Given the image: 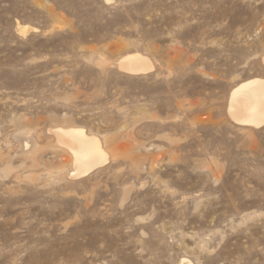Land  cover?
<instances>
[{
    "label": "rangeland",
    "instance_id": "rangeland-1",
    "mask_svg": "<svg viewBox=\"0 0 264 264\" xmlns=\"http://www.w3.org/2000/svg\"><path fill=\"white\" fill-rule=\"evenodd\" d=\"M263 59L264 0H0V264H264V125L228 113ZM58 126L105 163L70 177Z\"/></svg>",
    "mask_w": 264,
    "mask_h": 264
},
{
    "label": "bare ground",
    "instance_id": "bare-ground-1",
    "mask_svg": "<svg viewBox=\"0 0 264 264\" xmlns=\"http://www.w3.org/2000/svg\"><path fill=\"white\" fill-rule=\"evenodd\" d=\"M118 66L130 74H144L150 71L152 63L147 56L134 51L121 56ZM228 113L236 123L256 127L264 125V78H252L237 85L229 97ZM49 131L53 133L56 145L69 156L72 166L70 177L87 175L107 160L106 143L84 128L58 126Z\"/></svg>",
    "mask_w": 264,
    "mask_h": 264
}]
</instances>
